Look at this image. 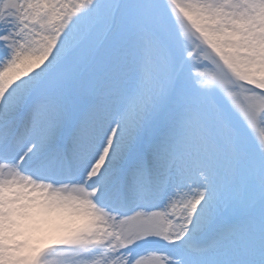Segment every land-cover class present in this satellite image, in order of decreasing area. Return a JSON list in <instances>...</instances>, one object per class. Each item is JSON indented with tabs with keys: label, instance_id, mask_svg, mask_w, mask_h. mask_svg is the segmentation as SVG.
<instances>
[{
	"label": "snow or ice",
	"instance_id": "obj_1",
	"mask_svg": "<svg viewBox=\"0 0 264 264\" xmlns=\"http://www.w3.org/2000/svg\"><path fill=\"white\" fill-rule=\"evenodd\" d=\"M0 264H264V0H0Z\"/></svg>",
	"mask_w": 264,
	"mask_h": 264
}]
</instances>
